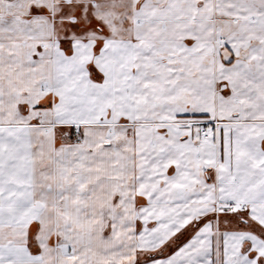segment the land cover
I'll return each instance as SVG.
<instances>
[{"label": "snow or ice", "instance_id": "snow-or-ice-1", "mask_svg": "<svg viewBox=\"0 0 264 264\" xmlns=\"http://www.w3.org/2000/svg\"><path fill=\"white\" fill-rule=\"evenodd\" d=\"M0 264H264V0H0Z\"/></svg>", "mask_w": 264, "mask_h": 264}]
</instances>
